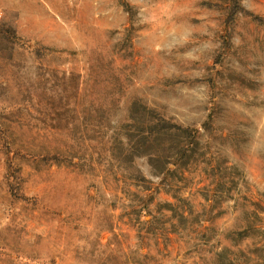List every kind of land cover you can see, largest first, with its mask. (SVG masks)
<instances>
[{
    "label": "rangeland",
    "instance_id": "1",
    "mask_svg": "<svg viewBox=\"0 0 264 264\" xmlns=\"http://www.w3.org/2000/svg\"><path fill=\"white\" fill-rule=\"evenodd\" d=\"M0 264H264V0H0Z\"/></svg>",
    "mask_w": 264,
    "mask_h": 264
},
{
    "label": "trees",
    "instance_id": "2",
    "mask_svg": "<svg viewBox=\"0 0 264 264\" xmlns=\"http://www.w3.org/2000/svg\"><path fill=\"white\" fill-rule=\"evenodd\" d=\"M157 121H158V125H160L162 127L164 133H167L168 130L172 131L174 128L182 129L178 126H174L173 124L166 122L164 119L159 118V117L157 118ZM141 207H143V206H141Z\"/></svg>",
    "mask_w": 264,
    "mask_h": 264
}]
</instances>
